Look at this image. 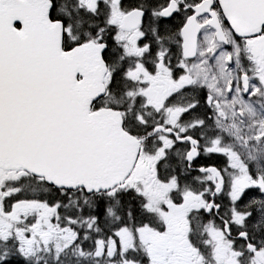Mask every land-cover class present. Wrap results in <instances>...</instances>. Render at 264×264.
Segmentation results:
<instances>
[{
  "label": "snow or ice",
  "instance_id": "snow-or-ice-1",
  "mask_svg": "<svg viewBox=\"0 0 264 264\" xmlns=\"http://www.w3.org/2000/svg\"><path fill=\"white\" fill-rule=\"evenodd\" d=\"M0 264H264V0H0Z\"/></svg>",
  "mask_w": 264,
  "mask_h": 264
}]
</instances>
